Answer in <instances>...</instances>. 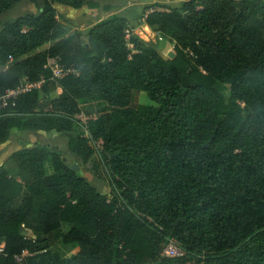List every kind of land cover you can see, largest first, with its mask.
Listing matches in <instances>:
<instances>
[{
	"label": "trees",
	"instance_id": "16d2710c",
	"mask_svg": "<svg viewBox=\"0 0 264 264\" xmlns=\"http://www.w3.org/2000/svg\"><path fill=\"white\" fill-rule=\"evenodd\" d=\"M23 1L0 0V19ZM29 1L37 14L0 20V96L44 83L1 119L0 145L15 130L61 135L88 162L94 150L71 120L84 112L120 198L76 172L64 147L24 148L16 176L0 168V264L25 250L28 264H264V0H185L142 15L174 41L173 59L120 16L70 34L55 5L99 10L93 0ZM49 57L80 75L52 79ZM172 240L183 257L165 256ZM61 243L77 250L62 256Z\"/></svg>",
	"mask_w": 264,
	"mask_h": 264
},
{
	"label": "rangeland",
	"instance_id": "374dc122",
	"mask_svg": "<svg viewBox=\"0 0 264 264\" xmlns=\"http://www.w3.org/2000/svg\"><path fill=\"white\" fill-rule=\"evenodd\" d=\"M100 4L99 10H90L87 7L76 10L71 7L63 6L56 4L55 7L58 12V18L60 21L66 23L71 31L70 34H73L78 31L85 32L92 26L96 25L101 20H104L113 16L124 17L131 28H136L135 32L139 36V38L148 43L150 46L161 51V55L165 59H170L169 53L175 52V43L172 40L167 38L162 42H158L156 38V31L151 29L147 31L144 26V21H141V16L144 14H148L154 10L166 11V7H174L177 6L180 2L185 0H93ZM106 7H110L112 10L110 12H106ZM39 12L38 6L34 1H23L20 3L13 11L9 14L2 16L0 20H10L16 19L21 16H25L27 14H37ZM50 45H47L41 50L48 49ZM2 68H0V71ZM58 92L53 93V97H57ZM139 103L148 104L149 100L146 96H142L139 99ZM37 135V134H36ZM42 137V138H41ZM41 138V139H40ZM38 139L45 143L52 145H60L62 148H65L64 157L65 159L72 163L76 164L80 167L79 171L91 182L93 186L101 190L102 193L109 195L110 197L114 195L113 186H112V174L110 173L109 161L105 159L102 160L99 155H93V157L88 162H83L82 160H78L75 155H71L68 152L67 139L61 135L50 137L45 136L44 134H39ZM48 139V140H47ZM37 144V143H36ZM35 145V144H33ZM56 246V250L61 254H65L63 252L62 243ZM70 256L71 254H66ZM66 256V257H67Z\"/></svg>",
	"mask_w": 264,
	"mask_h": 264
},
{
	"label": "built area",
	"instance_id": "2783aa9c",
	"mask_svg": "<svg viewBox=\"0 0 264 264\" xmlns=\"http://www.w3.org/2000/svg\"><path fill=\"white\" fill-rule=\"evenodd\" d=\"M129 37H130V32L128 31L127 38L129 39ZM156 38L158 42L164 40L163 36H161L160 34L159 35L156 34ZM13 62H14L13 57H10V64ZM45 68L51 72L52 79L61 80L69 76L78 77L80 75V73L76 71L74 67L72 66L68 67L67 65L63 64L62 59L60 57H49ZM43 83L44 80H41L36 83H27L23 81L17 88L8 90L4 95H1L0 121L5 116L8 117L15 115L16 113L12 109L16 106L18 98L23 95L30 94L37 89H40ZM94 118L95 117H89L84 112H81L78 113L76 116H74L71 120L76 124L78 130L82 132L81 137L88 141V145L94 150V154L99 155L101 158V155L104 152V141L101 139L100 140L95 139L89 130V121ZM111 181H114V178ZM112 186L114 192L115 182L114 184L112 183ZM119 195H120L119 192H114V195L110 197V200L114 196L120 198ZM122 203L123 201H120L118 207H122ZM149 221L152 222L151 219H149ZM0 254H5V244L0 246ZM164 254L168 258H180L185 255V252L181 249V247H179L176 244L175 241L172 240L165 248ZM31 256L32 254L30 253V251L25 250L21 254L15 255L13 262L14 264H28L27 261Z\"/></svg>",
	"mask_w": 264,
	"mask_h": 264
},
{
	"label": "crops",
	"instance_id": "0c3cea01",
	"mask_svg": "<svg viewBox=\"0 0 264 264\" xmlns=\"http://www.w3.org/2000/svg\"><path fill=\"white\" fill-rule=\"evenodd\" d=\"M136 1H140V0H136ZM39 134H44L45 136H47L46 133L43 132H24L17 130L13 131L11 139L7 143L0 145V168L6 170L11 176H16L17 168L12 161V156L15 153H18L19 151L23 150L24 148L32 147L33 144L36 143L41 145L48 144V141L43 143L38 139ZM28 198H29L28 192L24 189L20 194V196L14 201L13 208L16 210L22 208ZM64 230L65 233H67L69 227L68 226L64 227ZM62 248L65 254H61L58 251H55L56 249L54 251L66 257L67 256L66 254L69 253L73 254L77 250V247H73V246L72 247L63 246Z\"/></svg>",
	"mask_w": 264,
	"mask_h": 264
},
{
	"label": "water",
	"instance_id": "95a60500",
	"mask_svg": "<svg viewBox=\"0 0 264 264\" xmlns=\"http://www.w3.org/2000/svg\"><path fill=\"white\" fill-rule=\"evenodd\" d=\"M169 57L171 58V59H173L174 57H175V53L174 52H170L169 53ZM73 169L76 171V172H78L79 171V169H80V167L78 166V165H74L73 166Z\"/></svg>",
	"mask_w": 264,
	"mask_h": 264
}]
</instances>
